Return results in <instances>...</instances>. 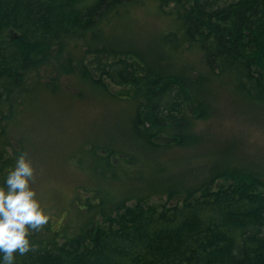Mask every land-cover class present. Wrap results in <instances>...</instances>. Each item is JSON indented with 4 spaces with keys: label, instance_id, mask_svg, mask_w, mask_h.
<instances>
[{
    "label": "trees",
    "instance_id": "16d2710c",
    "mask_svg": "<svg viewBox=\"0 0 264 264\" xmlns=\"http://www.w3.org/2000/svg\"><path fill=\"white\" fill-rule=\"evenodd\" d=\"M152 14L162 23L153 35L117 41ZM222 82L264 102V0H0V187L25 153L23 120L38 100L83 96L82 86L105 95L124 108L146 168L149 153L198 146L196 125L212 117ZM105 142H73L76 169L94 181L104 173V190L79 185L63 208L62 221L73 208L81 223L53 229L61 212H46L16 264H264L261 168L232 158L196 184L116 199L108 185L130 174L115 168L136 161Z\"/></svg>",
    "mask_w": 264,
    "mask_h": 264
},
{
    "label": "rangeland",
    "instance_id": "374dc122",
    "mask_svg": "<svg viewBox=\"0 0 264 264\" xmlns=\"http://www.w3.org/2000/svg\"><path fill=\"white\" fill-rule=\"evenodd\" d=\"M137 20V25L130 31L120 32L121 35L116 36L117 41L135 44L138 40H146L162 26L154 14L147 18L138 16ZM68 77L62 78L64 85L68 84ZM226 87L224 82L218 84L215 88L219 96L217 108L212 117L196 125L199 137L195 141L198 140V146L149 153L148 159L143 162L146 168L143 165L136 167L142 159L134 152L135 142L125 126L127 117L121 110L124 108L110 102L105 95H98L82 86L83 96L75 93L50 95L53 98L47 100L46 106V99L38 100L35 109L26 121L23 120V138L26 140L24 147L35 170L31 187L36 191L37 199L45 212H61L59 218L55 219L53 229L59 228L60 223L73 229L81 223V217L73 208L64 221L61 219L63 208L70 206V199L77 186L93 184V188L104 190L101 167L98 175L100 179L94 181L92 171L87 168L79 171L73 165L74 161L70 160L73 142L76 141L97 139L99 144L104 141L115 142L117 150L132 155L136 161L133 165L136 170L132 165H120L115 168L119 178L130 175L120 184L108 185L115 188L111 191L116 193L113 196L116 199L126 194L149 192L157 186H165V182L174 186L177 183L196 184L205 176L207 167H220L227 161H235L244 167H259V171L264 172V102L246 101L233 88ZM111 91L117 89L112 88ZM39 113L42 114L41 119ZM154 174L160 176L153 178ZM155 199L164 201L165 197L156 196Z\"/></svg>",
    "mask_w": 264,
    "mask_h": 264
},
{
    "label": "clouds",
    "instance_id": "9594fccd",
    "mask_svg": "<svg viewBox=\"0 0 264 264\" xmlns=\"http://www.w3.org/2000/svg\"><path fill=\"white\" fill-rule=\"evenodd\" d=\"M34 168L27 154H21L0 187V264H16L31 248L29 235L50 219L31 187Z\"/></svg>",
    "mask_w": 264,
    "mask_h": 264
}]
</instances>
